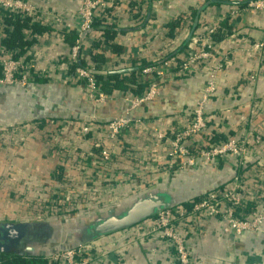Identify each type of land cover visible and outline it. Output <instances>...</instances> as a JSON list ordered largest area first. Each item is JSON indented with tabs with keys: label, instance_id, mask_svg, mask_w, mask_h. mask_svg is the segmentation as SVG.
<instances>
[{
	"label": "built area",
	"instance_id": "1",
	"mask_svg": "<svg viewBox=\"0 0 264 264\" xmlns=\"http://www.w3.org/2000/svg\"><path fill=\"white\" fill-rule=\"evenodd\" d=\"M227 1L231 4L222 5L217 15L207 18L200 32L193 31L184 46L174 56H168V51L164 52V49L171 43L178 44L174 45L175 48L181 46L190 32L187 28L190 20L187 18L191 15L182 14L177 36L170 38L167 35V24L173 17L169 14L173 0H81L73 11L75 23L72 28L67 25L65 11L46 10L32 0H0V86L36 90L41 87L40 78H46V71L54 70L58 81L73 84L84 93L85 102L91 111L88 119L84 118L87 114L79 115L82 117L80 123L70 137L55 135L56 149H61L59 152L64 158L78 151L77 146L69 143L73 136L88 145L89 150L84 156H78L79 160L57 164L62 173L58 180L62 181V196L55 200V203L58 202L55 208H48L44 212L39 210L42 215L39 217H44L42 219L46 221L62 220L70 213L79 217L118 205L121 188L136 177L132 172L115 168L114 164L119 158L117 148L125 147L126 131L138 123H144V120L130 116V112L151 101L164 84L192 75L202 79L203 90L193 103L190 120L187 124L169 123L155 128L156 138L165 150V155L155 162L143 159L142 166H137L141 171L139 174L156 171L157 176L153 181L164 184L166 177L183 170L193 173L199 166L198 162L216 171L226 162L233 169V176L205 189L204 196L192 202L191 207L177 205L164 209L131 227L75 248L54 252L45 256L47 264H120L129 242L147 239L153 241L150 244L152 252L164 248L175 264H196L195 252L188 242L194 227L188 217L198 213H202L206 220L216 219L220 230L230 240L243 237L247 232L264 233V133L249 125L242 136H226L220 142H215L211 140L213 133L205 131L208 126L205 106L217 89V74L224 67V58H218L217 55L218 42L214 40V34L224 18L231 22V36H237L241 32L237 25H241L251 13L264 16V0ZM134 13H138L144 22L139 29L135 27L141 26L139 22L142 19L136 20ZM125 15L131 18L126 19ZM5 17L38 22L49 27L47 31H54L58 37L73 32L75 38L67 56L56 55L47 65H41L34 44L23 53H19V48L12 51L5 49L2 43ZM95 21H101L103 24L100 25L108 28L132 29L135 37L143 38L149 36L151 27L158 32V46L150 49L151 56L144 60L132 47L117 51L114 48L118 39L114 43L104 44L102 36H92ZM247 40L250 52L260 60L264 70V37ZM87 41L92 45L86 47ZM88 47L89 51L85 52ZM63 57L65 60L62 64ZM135 58L138 59L137 63H134ZM211 61L212 65L207 67ZM132 67H136V70H132L136 71V84L144 85L139 92L121 89L104 92L96 79L97 75L93 73ZM256 76L255 69L247 75V80H255ZM115 100L127 103L122 114L98 116L95 113L97 106ZM56 122L55 118L47 120L48 125ZM138 150H144L146 154L151 152L147 139ZM250 186H254L256 194L247 198L245 191H249ZM258 192L261 194L258 195ZM249 201L253 203V212L248 216L245 205ZM48 202L54 203L52 199ZM107 245L111 247L107 249Z\"/></svg>",
	"mask_w": 264,
	"mask_h": 264
},
{
	"label": "crops",
	"instance_id": "2",
	"mask_svg": "<svg viewBox=\"0 0 264 264\" xmlns=\"http://www.w3.org/2000/svg\"><path fill=\"white\" fill-rule=\"evenodd\" d=\"M32 1L46 10L65 11L67 25L72 28L75 23L73 11L81 0ZM226 4L231 2L173 0L169 14L173 16V20L180 19L182 14H193L195 18L199 8L204 5L196 24V27H200L202 24H199V18L202 12L207 15V18H213L219 13L221 6ZM124 17L131 18L130 15ZM135 17L136 20L142 19L139 15ZM250 20L251 22H248ZM139 23L141 26L138 25L135 29L143 26V19ZM238 25L237 28L241 31L239 35H230L218 41L217 55L218 58H224V67L217 74V89L205 106L206 117H208V126L205 131L208 134L214 132L218 137L221 135L240 137L249 125L259 128L264 133V70L260 60L250 52V44L247 40L264 37V16L253 12L241 25ZM96 26L93 27L92 36L100 37L102 33L96 32L100 30L96 29ZM12 29L13 27L8 25L7 30ZM109 29H114L116 34L114 38L107 41L114 43L115 39L119 40L115 50L132 47L141 60L150 57L149 50L158 46L156 37L158 32L153 31L151 27H149V38L135 37L132 29L118 27ZM168 32L166 31L167 34ZM23 34L26 38L32 39V44L41 59V65H47L56 55L67 56L69 46L74 40V34L71 35L70 31L62 37H58L54 31L47 30L35 34L30 29H24ZM85 44L86 47L92 45L89 41ZM174 45L178 44L171 43L164 49V52L168 51V56H174L177 53L176 50L180 46L175 48ZM8 50L12 51V49ZM88 51L89 47L85 52ZM64 60L63 57L62 64ZM134 61L137 63L138 59L135 58ZM61 63L59 64L63 66ZM83 64H85L84 60ZM210 65L212 61L206 66ZM255 69L257 70L256 79L248 81L247 75ZM46 72V78L39 80L45 96V99L41 101L43 108L36 110L34 115L30 117L26 114V117L25 114L22 116V113L11 110L10 104L13 100L19 101L16 95L23 93L19 88L8 95L4 103L0 105V221L37 222L44 218L39 217L42 216L39 210L44 212L48 208H55L58 203H55V200L62 196V181H58L62 173L57 168V164L62 165L79 160L78 156H84L89 150V146L75 136L69 143L77 146V154L71 153L64 158L59 152L61 149H56L55 135L61 138L65 135L70 137L80 123L79 119L82 117L79 115H90L91 111L82 91L73 84L58 81L56 71ZM202 90V79L199 76L180 78L176 82L164 84L160 88V93L151 101L141 104L130 112V116L142 119L144 123H138L126 131L125 142H123L125 147L117 148L119 158L114 164L115 168L132 172L136 177L123 185L120 191L121 200L118 204L148 188L165 186L175 176L183 177L189 174L188 170H183L179 174L166 177L164 184L160 182L161 185L158 180L153 181V178L157 176L156 171L150 170L139 174L141 171L138 167L142 166L143 159L155 162L165 155V150L156 138L155 128L169 123L187 124L191 118L193 103L200 97ZM126 104L123 100L109 101L97 106L95 113L98 116L120 115ZM256 106L259 108L257 109ZM89 115L84 118L88 119ZM51 118H55L56 124H47V120ZM146 139L151 147V152L147 154L144 150H138ZM198 163L199 166L194 171L196 177L197 174L202 177V180L196 178L198 181L196 190H200L199 187L202 188L200 192H197L198 194L233 176V169L229 163H222L219 171ZM143 165H145L144 161ZM255 194L254 186H250V190L245 191L247 198ZM50 199L54 203L48 202ZM252 205L253 203L249 201L245 206ZM188 218L191 219L194 227V233L189 236L188 242L195 252L196 264H264V233L247 232L243 237L230 240L224 236L216 219L206 220L202 213L193 214ZM152 243V239L129 242L120 264H175L170 253L164 248L160 247L156 252H152L150 249ZM110 247L111 245L106 246L107 249Z\"/></svg>",
	"mask_w": 264,
	"mask_h": 264
},
{
	"label": "water",
	"instance_id": "3",
	"mask_svg": "<svg viewBox=\"0 0 264 264\" xmlns=\"http://www.w3.org/2000/svg\"><path fill=\"white\" fill-rule=\"evenodd\" d=\"M199 8L192 28L178 52L192 34L198 21ZM105 29L107 26H96ZM175 52V53H176ZM121 68L107 71H94L100 74H122L135 70ZM14 92V87L0 86V105ZM198 193L191 188L180 186L152 187L128 199L122 205L105 208L70 220L48 221L43 229L31 221H0V254L45 257L57 251L75 248L94 241L102 236L131 227L152 217L158 212L175 207L194 198ZM73 226H69L72 225Z\"/></svg>",
	"mask_w": 264,
	"mask_h": 264
},
{
	"label": "trees",
	"instance_id": "4",
	"mask_svg": "<svg viewBox=\"0 0 264 264\" xmlns=\"http://www.w3.org/2000/svg\"><path fill=\"white\" fill-rule=\"evenodd\" d=\"M138 13H134L133 17L137 16ZM191 15V16H190ZM189 18H187L189 21L188 29L189 31L192 28L193 24V18L194 15L190 14ZM180 19L173 20L169 22L168 24V34L170 38H174L178 34V30L180 28ZM207 23V15L202 12L199 18V24L200 27H195L193 31L195 33H198L201 31V29L204 27ZM95 25H100L103 24L101 21L94 22ZM4 25H6L2 37V43L5 49H15L19 48L20 52L23 53L25 52L32 44L31 40L26 39L25 35L23 34L24 29H30L33 33L35 34H40L42 32H45L48 27L45 25H41L38 22H32L30 23L28 19L24 18L23 20H20L19 18L16 20H12L11 17H5L4 19ZM8 25H11L13 27L12 30L8 31L7 27ZM203 26V27H201ZM99 32L102 33L103 39L105 38L104 44L109 43L110 39L114 38V35L116 34L114 29H109L108 27L105 29H100L98 30ZM73 32L70 31V34L72 35ZM74 34V33H73ZM231 35V22L229 21L228 18H224L222 22L220 23V28H218L217 32L214 34L213 38L215 41H220L221 39H224L227 36ZM75 38V34L73 36V39ZM182 39V38H181ZM109 40V41H107ZM107 41V42H106ZM183 41V40H182ZM184 42V41H183ZM117 49V47L115 46ZM96 79L98 83L101 85V88L104 92H111L114 90H131L134 92H139L143 89L144 85L136 84V71H131V72H125L124 74H107V75H97ZM18 90L17 87H14V92ZM4 101L1 102L3 104ZM223 135L217 136L213 132L211 140L217 142L221 139H224ZM241 169V167H240ZM204 196V193H200L196 195L194 198H191L189 201L180 204V206H183L185 208H189L192 206V202L200 200ZM120 205V204H118ZM246 215H252V208L247 206L245 208ZM154 216V215H153ZM68 217L67 215L65 216L64 219H72ZM54 219V218H53ZM39 227L43 229L44 226H47L49 224L48 221L42 219L37 222H35ZM0 264H47V258L46 257H39V256H19V255H6V254H0Z\"/></svg>",
	"mask_w": 264,
	"mask_h": 264
},
{
	"label": "rangeland",
	"instance_id": "5",
	"mask_svg": "<svg viewBox=\"0 0 264 264\" xmlns=\"http://www.w3.org/2000/svg\"><path fill=\"white\" fill-rule=\"evenodd\" d=\"M19 89L23 93H20V94L16 95V99H18L19 101L16 102V101L13 100V102L10 104L11 110H13L15 113L16 112L20 113V114L22 113L21 114L22 116H24V114H25V116H26V114H28L31 117L32 115L35 114L36 110H39V108L40 109L43 108V105H42L41 101H43L45 99V96H44V94L42 92V88L41 87L37 88L39 90H37V89L36 90L35 89L34 90H29V89H26V88L25 89L24 88H19ZM31 101H32V103H31ZM53 103L54 102H52V104ZM43 104H44V102H43ZM195 175L196 174H194V172H193V173H189L187 175H184L183 177L175 176L168 183H166L167 185H165V186L163 185L162 187H166V186L167 187H174V186L178 185V186L184 187V188L191 187L196 192H200L201 189H202L201 187H199L200 190H196L197 189L196 187L198 186V181L196 180V178H198L199 180H202V177L199 176L198 174H197V177ZM127 200H125L122 203H120V205L125 203ZM67 216L72 218V219L77 217L74 213H70ZM79 217H81V215H79ZM73 225L74 224L69 225V226H73Z\"/></svg>",
	"mask_w": 264,
	"mask_h": 264
}]
</instances>
